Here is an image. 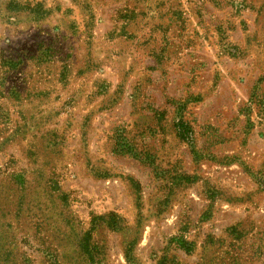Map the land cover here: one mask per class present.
I'll use <instances>...</instances> for the list:
<instances>
[{
  "label": "rangeland",
  "instance_id": "obj_1",
  "mask_svg": "<svg viewBox=\"0 0 264 264\" xmlns=\"http://www.w3.org/2000/svg\"><path fill=\"white\" fill-rule=\"evenodd\" d=\"M0 264H264V0H0Z\"/></svg>",
  "mask_w": 264,
  "mask_h": 264
},
{
  "label": "trees",
  "instance_id": "obj_2",
  "mask_svg": "<svg viewBox=\"0 0 264 264\" xmlns=\"http://www.w3.org/2000/svg\"><path fill=\"white\" fill-rule=\"evenodd\" d=\"M175 128L177 130V135L180 139L184 140L186 138V135L189 133L190 129L189 127L182 123V122H177L175 125ZM185 246V245H184ZM181 247H183V244H181ZM186 248V247H183ZM186 251H188V249H185Z\"/></svg>",
  "mask_w": 264,
  "mask_h": 264
}]
</instances>
